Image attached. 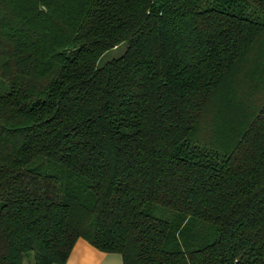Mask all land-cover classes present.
Returning <instances> with one entry per match:
<instances>
[{"label":"trees","instance_id":"1","mask_svg":"<svg viewBox=\"0 0 264 264\" xmlns=\"http://www.w3.org/2000/svg\"><path fill=\"white\" fill-rule=\"evenodd\" d=\"M78 238L264 264V0H0V264Z\"/></svg>","mask_w":264,"mask_h":264},{"label":"crops","instance_id":"2","mask_svg":"<svg viewBox=\"0 0 264 264\" xmlns=\"http://www.w3.org/2000/svg\"><path fill=\"white\" fill-rule=\"evenodd\" d=\"M64 264H122L118 253L101 251L84 238H78Z\"/></svg>","mask_w":264,"mask_h":264},{"label":"rangeland","instance_id":"3","mask_svg":"<svg viewBox=\"0 0 264 264\" xmlns=\"http://www.w3.org/2000/svg\"><path fill=\"white\" fill-rule=\"evenodd\" d=\"M125 47V43H122L121 45H118L116 48L107 49L104 51L100 56V63L103 61L110 59L111 57L119 55Z\"/></svg>","mask_w":264,"mask_h":264}]
</instances>
